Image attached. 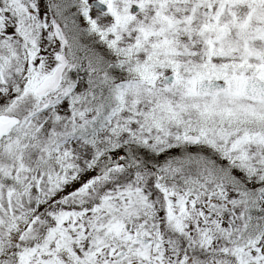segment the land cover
Listing matches in <instances>:
<instances>
[{
  "label": "snow or ice",
  "instance_id": "obj_1",
  "mask_svg": "<svg viewBox=\"0 0 264 264\" xmlns=\"http://www.w3.org/2000/svg\"><path fill=\"white\" fill-rule=\"evenodd\" d=\"M0 264H264V0H0Z\"/></svg>",
  "mask_w": 264,
  "mask_h": 264
}]
</instances>
